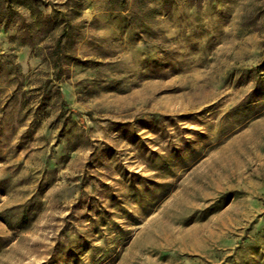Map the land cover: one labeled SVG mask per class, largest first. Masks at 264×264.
<instances>
[{
  "label": "rangeland",
  "instance_id": "rangeland-1",
  "mask_svg": "<svg viewBox=\"0 0 264 264\" xmlns=\"http://www.w3.org/2000/svg\"><path fill=\"white\" fill-rule=\"evenodd\" d=\"M17 1L0 264H264V0Z\"/></svg>",
  "mask_w": 264,
  "mask_h": 264
},
{
  "label": "trees",
  "instance_id": "trees-1",
  "mask_svg": "<svg viewBox=\"0 0 264 264\" xmlns=\"http://www.w3.org/2000/svg\"><path fill=\"white\" fill-rule=\"evenodd\" d=\"M14 2V1H13ZM17 3H19L20 5H22L23 7H26V8H28V9H30V10H34V9H38V8H40V7H44L45 6V3L44 2H42V1H40V0H18L17 1ZM62 37H65V35L64 34H62V36H61V38H60V40L58 41V47L60 46V42H61V39H62ZM56 89L59 91V86L58 85H56ZM71 112L72 113H77V112H75V111H73V110H71ZM77 115L80 117V114L79 113H77Z\"/></svg>",
  "mask_w": 264,
  "mask_h": 264
}]
</instances>
